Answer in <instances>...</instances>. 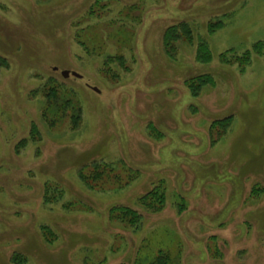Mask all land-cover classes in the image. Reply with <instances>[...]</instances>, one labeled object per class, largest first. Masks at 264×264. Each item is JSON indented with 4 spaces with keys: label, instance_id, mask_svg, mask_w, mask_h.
Masks as SVG:
<instances>
[{
    "label": "rangeland",
    "instance_id": "374dc122",
    "mask_svg": "<svg viewBox=\"0 0 264 264\" xmlns=\"http://www.w3.org/2000/svg\"><path fill=\"white\" fill-rule=\"evenodd\" d=\"M181 21L194 39L170 57L162 36ZM263 40L264 0H0V264L14 252L26 264H132L142 242L143 262L164 250L171 264H264V54L252 50ZM244 51L243 70L218 59ZM201 73L215 84L193 97L185 80ZM48 85L80 105L76 129L43 120ZM228 116L225 131L213 123ZM91 160L137 177L88 189L77 171ZM158 181L166 205L148 214L137 199ZM46 183L63 190L56 202L43 203ZM114 205L141 213L140 228L108 219Z\"/></svg>",
    "mask_w": 264,
    "mask_h": 264
},
{
    "label": "trees",
    "instance_id": "16d2710c",
    "mask_svg": "<svg viewBox=\"0 0 264 264\" xmlns=\"http://www.w3.org/2000/svg\"><path fill=\"white\" fill-rule=\"evenodd\" d=\"M220 22H213L207 25L209 31L220 27ZM198 36V35H197ZM184 39L188 43H192L194 39V33L192 26L185 21H181L176 25L169 26L163 33L162 40L164 44L165 52L171 57L174 53L173 42ZM253 53L257 55L264 54V40L257 42L252 47ZM196 59L199 61H208L211 59L210 50L207 47V43L203 37L198 36L196 38ZM221 53L218 56L220 62L223 63H235L241 70L248 65L251 61L250 51H244L240 55ZM1 59V58H0ZM110 57L107 59L109 60ZM120 57H117V60ZM186 86L193 97H198L202 90L207 86H214L215 80L210 73H201L189 77L185 80ZM41 95L44 97V108L42 110V118L49 128H53L62 117H66L69 121L70 127L76 129L81 122V107L71 97L61 96L58 88L54 85L44 86L40 89ZM231 116L224 119H216L213 123L222 125L223 130L229 126ZM149 127V126H147ZM154 130V128H150ZM151 132V131H149ZM38 135L37 128L33 126L30 129V139ZM156 136V135H154ZM27 140H20L16 145V150L26 145ZM124 172V174L122 173ZM78 178L88 188L92 190L102 191L106 184L114 183L117 188H121L128 185L133 179L137 177V171L132 170L117 162H104L100 160H91L88 164L81 166L77 171ZM63 195V190L57 185H51L46 183L43 186L42 201L43 203L56 202ZM138 204L148 214H156L161 212L166 205V193L163 187V182H157L151 189L143 193L137 199ZM178 213H181L185 208L184 202L174 203ZM64 209H70L73 207L72 202H65L62 204ZM108 219L119 221L133 230H138L142 224V214L135 209L125 205H114L108 210ZM45 229V227H44ZM47 243H52L55 239L46 238ZM146 246V243L142 242V245L138 247V258L133 261L132 264H171L172 258L169 252L164 250H158L156 254L148 258L149 260L143 262L140 258L142 249ZM13 264H26V258L18 253L14 252L11 256Z\"/></svg>",
    "mask_w": 264,
    "mask_h": 264
},
{
    "label": "water",
    "instance_id": "95a60500",
    "mask_svg": "<svg viewBox=\"0 0 264 264\" xmlns=\"http://www.w3.org/2000/svg\"><path fill=\"white\" fill-rule=\"evenodd\" d=\"M70 74L73 75V76H75V77H80V75L77 74V73H75V72H70V71H67V70L62 71V75L64 77H68Z\"/></svg>",
    "mask_w": 264,
    "mask_h": 264
}]
</instances>
